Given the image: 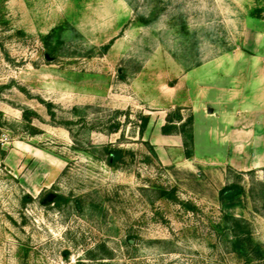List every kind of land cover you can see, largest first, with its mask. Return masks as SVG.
<instances>
[{
  "label": "rangeland",
  "instance_id": "1",
  "mask_svg": "<svg viewBox=\"0 0 264 264\" xmlns=\"http://www.w3.org/2000/svg\"><path fill=\"white\" fill-rule=\"evenodd\" d=\"M262 20L264 0H0V264H264L217 232L218 191L238 179L226 210L264 248V166L156 148L178 75ZM48 192L67 201L43 205Z\"/></svg>",
  "mask_w": 264,
  "mask_h": 264
},
{
  "label": "crops",
  "instance_id": "2",
  "mask_svg": "<svg viewBox=\"0 0 264 264\" xmlns=\"http://www.w3.org/2000/svg\"><path fill=\"white\" fill-rule=\"evenodd\" d=\"M250 35L242 46L184 70L171 86V108L179 107L181 121L193 119V154L185 156L181 134L161 132L166 120L156 145L203 167L264 166V20Z\"/></svg>",
  "mask_w": 264,
  "mask_h": 264
},
{
  "label": "trees",
  "instance_id": "3",
  "mask_svg": "<svg viewBox=\"0 0 264 264\" xmlns=\"http://www.w3.org/2000/svg\"><path fill=\"white\" fill-rule=\"evenodd\" d=\"M147 19H145V22ZM111 44V41L103 46V50L106 51ZM42 102H44L42 100ZM51 116H54L52 111L53 103L44 102ZM74 111H77V107H73ZM31 114H35L32 111H24V115L28 117ZM141 123L139 124V131L142 133L146 128L149 121V115H140ZM182 120V116L179 112L175 114H168L167 122L161 126V132L163 134L179 133L183 138L184 153L186 157H190L193 154V131H192V116H188L185 120ZM176 122H180L177 124ZM119 124H114L111 130L117 131ZM102 151L106 156L108 164L114 165L122 158L123 151L119 147H113L110 145H104ZM227 170L242 173L243 171H237L234 168L228 166ZM162 193V192H161ZM245 193L244 186L238 181L233 179L223 185L218 191L219 201L222 206L221 221L218 223L219 238L222 243L228 248L245 258L250 257L252 253L256 258L264 260V248L259 242H255L252 237V229L249 221L240 215L227 211V208L234 207L241 196ZM164 192L162 193V195ZM67 201V198L62 195H57L56 202ZM110 257V256H109Z\"/></svg>",
  "mask_w": 264,
  "mask_h": 264
},
{
  "label": "water",
  "instance_id": "4",
  "mask_svg": "<svg viewBox=\"0 0 264 264\" xmlns=\"http://www.w3.org/2000/svg\"><path fill=\"white\" fill-rule=\"evenodd\" d=\"M57 197V194L55 192H48L41 200V203L43 205L53 202L55 198ZM67 251H64L63 254L65 255Z\"/></svg>",
  "mask_w": 264,
  "mask_h": 264
}]
</instances>
